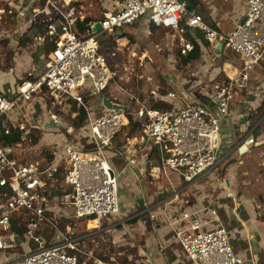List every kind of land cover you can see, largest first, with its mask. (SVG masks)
Masks as SVG:
<instances>
[{
    "label": "built area",
    "instance_id": "1",
    "mask_svg": "<svg viewBox=\"0 0 264 264\" xmlns=\"http://www.w3.org/2000/svg\"><path fill=\"white\" fill-rule=\"evenodd\" d=\"M63 1L72 5L76 0ZM47 2L56 8L58 19L48 24L49 38H44L54 42L44 58V70L23 79L13 95L0 90V119L22 102L45 95L54 105L86 111L80 129L87 132L94 147L66 138L64 145L54 148L50 159L22 162L15 157L13 146L0 144V193L4 198L0 204V250L17 247L20 235L14 232L13 224L21 219L25 222L22 235L41 244L25 253L24 264H131L81 259L80 254H87L80 246L84 236L61 227L63 218L104 219L120 213V173L110 164L106 151L126 122L129 124V111L123 104L112 103L102 114H94L89 98L104 94L114 78L100 41L145 17L149 23L171 29L180 37L181 56L194 49L186 34L197 28L212 45L225 44L243 60L238 72L213 87L210 103L165 109L142 106L137 112L142 138L149 149L158 153L164 171L176 172L191 182L221 163L218 143L222 122L237 96L250 91V74L264 58V0H249L245 22L228 34L212 27L202 14L189 10L186 0H117L96 22L100 28L83 37L74 24L78 18L84 19L76 16L74 9L63 12L56 0ZM166 97L171 100L179 95L171 91ZM246 124L251 126V121L246 120ZM19 128L26 129V124ZM254 140L249 133L248 142ZM57 209L60 216L56 219ZM213 212L216 214V210ZM44 223L55 231L51 244L41 243L39 231ZM172 224L176 238L195 264H243L224 224L203 231L204 222L192 209L184 210Z\"/></svg>",
    "mask_w": 264,
    "mask_h": 264
},
{
    "label": "crops",
    "instance_id": "2",
    "mask_svg": "<svg viewBox=\"0 0 264 264\" xmlns=\"http://www.w3.org/2000/svg\"><path fill=\"white\" fill-rule=\"evenodd\" d=\"M248 1L197 0L192 10L202 14L212 27L228 34L241 24L246 16ZM134 25L140 28L135 33L139 30H153L146 19L139 20ZM159 28L168 29H157ZM190 33L198 41L202 55L187 64L181 56L179 61L170 64L175 67L180 62L181 69L170 75L166 93L155 92V103L159 102L172 108L197 102L210 103L209 95L213 87L225 81L228 76H233L242 67L243 60L238 56L240 64L242 61L238 66L232 60L235 54L229 56L230 51L225 44L212 45L197 28ZM44 38V35L35 37L36 48L42 51L38 59L19 49L12 58V65L0 68L2 92L13 95L23 79L43 72L44 58L49 46V42ZM15 48L16 46L14 50H17ZM188 83L191 87L186 86ZM171 91L177 92L179 97L168 100L166 96ZM47 97L36 95L34 99L40 103L35 111L27 112L28 116L24 114L25 104L21 103L0 119V144L13 146L15 157L22 162L39 161L32 159L33 154L46 148L51 149L52 157V151L60 145L59 137L52 136L51 130V125H59L60 120L57 114L49 110ZM114 99L117 98L108 96L105 92L95 98H89V101L94 104V114L99 115L112 103H118ZM22 115L29 117L31 130L27 127L24 130L19 128L20 124L25 123L21 119ZM246 120L251 121V126L246 124ZM127 125L128 122L125 126ZM75 130L78 129L68 130L73 141L86 147H94L87 132ZM120 132L111 148L106 151L109 161L117 168L116 173H120L119 215L111 220L63 218L64 222L82 221V231H75L69 223L65 227L76 236H84L81 243L90 259H100L94 257L95 251L89 246L99 238V243H106L110 239L117 250L121 249L112 253L111 259L118 254L124 255L126 263L131 264H195L176 238L172 224L184 210L192 209L203 220V231L213 230L224 224L232 232V242L235 246L233 250L243 258V264H264V219L261 216L264 213V203L259 199L264 196V181L261 176L264 174V58L250 74V91H244L237 96L229 115L222 122L218 147L221 163L193 181L188 182L173 171L165 172L158 153L149 149L140 131L135 136H127L126 139ZM32 133H40L42 138L46 135L49 140L43 138L45 146L41 145V148L35 150L37 146L33 144L37 138L32 141ZM249 133L254 137V143L248 142ZM61 136L67 138L65 134ZM132 160L137 166H130ZM56 212L57 219L60 210L57 209ZM17 226L21 225L17 223ZM54 232L50 224L44 223L39 231L41 243L51 244ZM16 239L17 247L0 250V264H24L25 253L41 246L39 242L22 234ZM105 248L106 246L101 245L99 253L108 257Z\"/></svg>",
    "mask_w": 264,
    "mask_h": 264
},
{
    "label": "rangeland",
    "instance_id": "3",
    "mask_svg": "<svg viewBox=\"0 0 264 264\" xmlns=\"http://www.w3.org/2000/svg\"><path fill=\"white\" fill-rule=\"evenodd\" d=\"M56 1V6L63 12H69L74 9L76 16H81L84 20L91 18V23H95L104 16L106 11L114 7L113 3L115 0H76L72 5H67L63 0ZM21 2L23 3L22 7ZM57 19L56 8L52 4H49L47 0H0V68L4 69L11 66L12 58L19 49L28 52L35 59H38V55L42 51L36 48L35 37L46 33L48 24L52 20ZM143 19L146 18L142 17L140 20ZM146 22H148L147 19ZM138 29L140 28L134 24L125 25L100 41L101 50L107 54L114 73V78L105 92L108 96L116 97L117 99H114V101L125 105L137 124L140 122L139 117H137L139 108L143 104H145L146 108H153L156 104L155 92L166 93L168 89L167 84L171 78L170 75L181 69L180 62L175 67L170 66V64L179 61L181 57L179 54L181 40L173 30L159 28L151 32L139 30L135 33ZM14 46H16L15 49L17 50H14ZM228 54L231 56L235 53L230 51ZM238 59V55L232 56V60L239 66L242 64V61L240 64ZM186 86L191 87L189 83ZM90 102L92 103V101ZM39 103L36 99L22 102V105L25 104L24 114L27 115V112L35 111ZM47 103L49 110L57 114L60 120L59 125L56 123L51 125V130H53L52 136H58L60 145H64L67 140L61 135L65 134L67 139H71L72 135H70L68 130L76 128L79 132V129L82 127L75 125L80 108L65 105H56L54 107L52 99L48 97ZM27 116L24 117L22 115L21 119L25 121L28 130H31L32 124ZM69 126L71 127L69 128ZM77 131L75 130V132ZM139 131L138 127L135 126V130H133V126L128 124L120 134L126 139L127 136L132 137L135 134L137 135ZM41 136L40 133H32L30 137L32 141L37 138L35 144H33L37 146L35 150L44 145L43 138L47 141L49 140L47 139L48 136L46 137L45 135L43 138ZM50 143L52 144L53 142ZM50 150L46 148L43 151H37L36 154H33L32 159H38L39 161L50 159ZM109 162L116 170L115 165L111 161ZM116 172L118 171L116 170ZM261 176L264 181V174ZM259 199L264 203V196ZM2 202H4V198L0 193V204ZM261 216L264 219V213ZM114 217L110 216L109 218H104V220H111ZM95 221L94 224H96ZM102 222L104 223V221ZM16 223L22 224L19 220ZM67 223L77 232L82 231L84 228L83 224H80L82 223L81 220L63 222L61 223V227L64 229ZM228 234L231 245L235 248L232 242L233 234L229 229ZM101 245L102 247L103 245L106 246L105 250H107L108 257H105L106 255L102 256L99 253ZM80 246L84 249L82 243ZM89 246L91 249H94V257L96 258L126 263L124 255L120 256L117 254L115 258L111 259L110 255L121 249L117 250L110 239L106 243H99V238H97ZM79 257L88 261H94V258L90 259L85 254H80Z\"/></svg>",
    "mask_w": 264,
    "mask_h": 264
},
{
    "label": "trees",
    "instance_id": "4",
    "mask_svg": "<svg viewBox=\"0 0 264 264\" xmlns=\"http://www.w3.org/2000/svg\"><path fill=\"white\" fill-rule=\"evenodd\" d=\"M186 1H187V7L189 10H192L195 7L196 2H197V0H186ZM95 24H96V22L91 23V18H86L85 20H81L80 18H78L77 21L75 22L74 26H75V29L78 32L79 36L83 37V36L87 35L88 31H94L96 29ZM150 24H151V28L153 30H155L159 27L154 23H150ZM41 35H44L47 39L49 38V36L47 35V32L44 34H41ZM186 37L189 38L194 44V49L191 52H189L187 55L182 56L183 62L187 64V63H190L196 59H199L202 55V52H201L198 41L196 40L195 37H193L191 35L190 32H188L186 34ZM53 45H54V42L49 41V46L47 48L48 52H49L51 46H53ZM168 107L169 106L161 105V103H159V102H157L153 106V108H164V109L168 108ZM86 118H87L86 111L83 108H80L77 123L75 125L77 127L84 125ZM128 118H129V124L133 126V130H135V126L138 127V129L141 128L140 123L138 122V124H137L135 122L134 117L131 113H129ZM24 226H25V222H23L21 226H17V223H14L13 224L14 232H16V234H18V235L23 234V232L25 230Z\"/></svg>",
    "mask_w": 264,
    "mask_h": 264
},
{
    "label": "water",
    "instance_id": "5",
    "mask_svg": "<svg viewBox=\"0 0 264 264\" xmlns=\"http://www.w3.org/2000/svg\"><path fill=\"white\" fill-rule=\"evenodd\" d=\"M245 20H246V16L243 18V20H242L241 23H244ZM99 28H100V23H97V24H96V29H95V30H98ZM219 45L221 46L222 43H219ZM71 130H72V129H70V131H71ZM218 147H219V143H218ZM109 148H111V147H107V149H109ZM133 163H134L133 161H130V163H129L130 166H135ZM149 165H150V163L148 162V163H147V170H149Z\"/></svg>",
    "mask_w": 264,
    "mask_h": 264
},
{
    "label": "bare ground",
    "instance_id": "6",
    "mask_svg": "<svg viewBox=\"0 0 264 264\" xmlns=\"http://www.w3.org/2000/svg\"><path fill=\"white\" fill-rule=\"evenodd\" d=\"M132 161H133V160H132ZM133 162H134V161H133ZM133 164H134L135 166H137V164H136L135 162H134ZM96 218L99 219L98 217H96Z\"/></svg>",
    "mask_w": 264,
    "mask_h": 264
}]
</instances>
